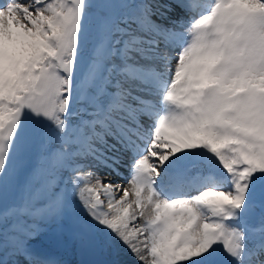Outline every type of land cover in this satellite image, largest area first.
Here are the masks:
<instances>
[{
    "label": "snow or ice",
    "instance_id": "6c2138e0",
    "mask_svg": "<svg viewBox=\"0 0 264 264\" xmlns=\"http://www.w3.org/2000/svg\"><path fill=\"white\" fill-rule=\"evenodd\" d=\"M174 6L0 0V264L74 205L129 264H264V0Z\"/></svg>",
    "mask_w": 264,
    "mask_h": 264
},
{
    "label": "rangeland",
    "instance_id": "374dc122",
    "mask_svg": "<svg viewBox=\"0 0 264 264\" xmlns=\"http://www.w3.org/2000/svg\"><path fill=\"white\" fill-rule=\"evenodd\" d=\"M160 2H161V0H153V3L161 4ZM193 2L195 4H203L204 8L206 6L207 9H209L211 6L212 0H193ZM164 3H169V2L164 1ZM200 6L203 7L202 5H200ZM160 10L164 11L163 8H161ZM169 15L173 16V18L169 19V20H159V21L162 24L170 26L171 20H177V21L179 20L178 18H176V16H174L176 14L173 11ZM180 21H184V23H186L185 20H180ZM184 26L183 27L180 26V28L177 26L178 28L176 30L183 33L185 30ZM174 63H175V61H173V64ZM103 172H104V170L101 169L98 174H102ZM126 174L127 173L125 170V175ZM104 178L105 179H113V180L118 179L117 177H111V176H104ZM73 208H74L73 209V216H72L71 220L65 221L61 224H57V223H45L44 224L43 223L44 225H46L47 229H45L41 233L39 232L40 233V234H38L39 238L37 237L36 238L37 240H35V242L37 244H34V242L32 244V248H33V245H35V246L38 245L41 249L47 251L50 254L49 256H52V258L54 260H56V262L58 264H70L72 262H73V264L74 263L77 264V261L79 260V255H80L81 251L83 252V249L85 248V239L81 237V234L86 233V232H88L90 234L95 233L94 231H92L88 227V224H87L85 218L83 217L82 213L79 211V209L75 205L73 206ZM79 220H83L85 222H82V221L79 222ZM40 224H42V223H40ZM95 234H97L96 239L101 240L100 242L98 240V243L102 244L103 247L106 246L105 251L109 256H111L115 261H120V264H129V262L131 261V257L129 254H127L126 252L118 251L115 248V246L111 245L108 241H106V239L103 237V235H101L99 233H95ZM97 240H96V243H97ZM75 247H77V248L75 249ZM74 249H75V251H74ZM71 250H73L74 253L68 254V252ZM98 256H99V254H98ZM99 258H100V256H99Z\"/></svg>",
    "mask_w": 264,
    "mask_h": 264
},
{
    "label": "bare ground",
    "instance_id": "6f19581e",
    "mask_svg": "<svg viewBox=\"0 0 264 264\" xmlns=\"http://www.w3.org/2000/svg\"><path fill=\"white\" fill-rule=\"evenodd\" d=\"M164 1H167V2H169L170 4H173V5H175V2H176V0H161V4H163L164 3ZM198 5H202L203 7H202V10L200 11L201 13L199 14V15H201V14H204L208 9H207V7L205 6V8H204V5L203 4H198ZM200 8H201V6H200ZM178 9V8H177ZM182 10V9H181ZM161 11V10H160ZM182 12H184L183 10H182ZM185 13V12H184ZM186 14V16H195L196 15V9H194V11L191 13V14H188V13H185ZM170 17H169V19H172L173 18V16H171V15H169ZM172 21V20H171ZM177 21V20H176ZM159 23H161L160 21H159ZM185 25V23H184V21H180V20H178V24H177V26L180 28V26L181 27H183ZM177 27V28H178ZM105 171V170H104ZM115 182H117V183H122L123 182V180H121V179H117V180H115ZM38 235V234H37ZM36 235V237L33 239V241L31 240L30 241V244H31V246H32V244H33V242H34V244H37L36 242H35V240H37L36 238L38 237L39 238V235L37 236ZM88 236H91V237H93L94 239H96L97 238V234H90V233H88V232H86V233H83V234H81V237L82 238H86V237H88ZM106 247V246H105ZM105 247H103V245L102 244H99V243H97V253L99 254V256H100V258H101V260L103 261V263L104 264H110V262L111 261H115L111 256H109L107 253H106V248ZM57 248V247H56ZM77 247H75V249H76ZM110 248V247H109ZM75 249H74V251H75ZM57 251V250H56ZM74 251L73 250H71V251H69L68 252V254H73L74 253ZM108 251V250H107ZM106 253V254H105ZM38 255V254H37ZM111 255V254H110ZM38 256H42V257H44V258H47V259H52V260H54L53 258H52V256H43V255H38ZM71 256V255H70ZM65 258V257H64ZM56 261V260H55ZM79 261V260H78ZM77 261V264H79V262ZM76 262V261H75ZM58 264V263H57ZM70 264H73V262L72 263H70ZM74 264H76V263H74Z\"/></svg>",
    "mask_w": 264,
    "mask_h": 264
},
{
    "label": "water",
    "instance_id": "95a60500",
    "mask_svg": "<svg viewBox=\"0 0 264 264\" xmlns=\"http://www.w3.org/2000/svg\"><path fill=\"white\" fill-rule=\"evenodd\" d=\"M88 247L83 256V264H102L96 255V247L94 240L89 238L87 240Z\"/></svg>",
    "mask_w": 264,
    "mask_h": 264
}]
</instances>
